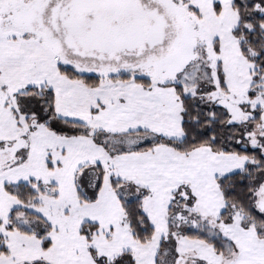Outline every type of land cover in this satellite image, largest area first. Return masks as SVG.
I'll list each match as a JSON object with an SVG mask.
<instances>
[{
    "label": "snow or ice",
    "instance_id": "6c2138e0",
    "mask_svg": "<svg viewBox=\"0 0 264 264\" xmlns=\"http://www.w3.org/2000/svg\"><path fill=\"white\" fill-rule=\"evenodd\" d=\"M0 264H264V0H0Z\"/></svg>",
    "mask_w": 264,
    "mask_h": 264
}]
</instances>
